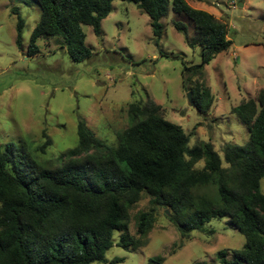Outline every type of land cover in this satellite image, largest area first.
<instances>
[{
    "label": "trees",
    "instance_id": "16d2710c",
    "mask_svg": "<svg viewBox=\"0 0 264 264\" xmlns=\"http://www.w3.org/2000/svg\"><path fill=\"white\" fill-rule=\"evenodd\" d=\"M34 1L41 15L27 54L39 53L41 39H55L73 61H83L93 54L83 26L101 36L114 0ZM123 1L149 15L156 38L165 31L162 19L171 10L176 14L173 25L202 57L184 64L183 85L197 110L207 112L214 99L204 69L232 45L227 23L187 0ZM17 24L16 43L23 48L20 16ZM256 94L232 109L249 130L248 143L226 144L223 158L211 141L191 145L190 134L149 97L126 104L128 125L116 143L97 137L80 119L77 145L64 150L56 164L36 160L25 141L0 144V264H115L122 258L106 257L115 232L119 246L138 249L148 242L160 208L169 210L184 236L227 217L246 241L239 249L219 250L220 263L264 264V88ZM144 197L150 206L135 215L134 234L131 211ZM163 261L151 257L148 264Z\"/></svg>",
    "mask_w": 264,
    "mask_h": 264
},
{
    "label": "rangeland",
    "instance_id": "374dc122",
    "mask_svg": "<svg viewBox=\"0 0 264 264\" xmlns=\"http://www.w3.org/2000/svg\"><path fill=\"white\" fill-rule=\"evenodd\" d=\"M187 1L225 21L232 40L228 50L205 66L204 80L214 99L205 113L191 103L182 73L185 63L201 62V51L175 28L172 10L162 19L163 36L156 38L148 14L133 2L114 0L102 20L101 36L83 26L92 56L73 61L55 39H41L39 53L29 56L40 7L34 0H0V144L25 141L36 160L56 164L64 150L77 145L80 119L97 137L116 143L117 133L128 125L126 104L148 97L190 134L191 145L211 141L223 158L226 144H247L249 130L232 109L264 88V0ZM19 16L24 20L23 48L16 43ZM46 141L49 145L41 149ZM260 189L264 192V177ZM149 206L144 197L131 211L132 233L135 215ZM118 240L115 232V244L106 253L109 260L122 258L115 264H148L157 256L164 257L162 264H221L218 251L239 249L246 238L227 217L213 218L184 236L160 208L146 244L127 250Z\"/></svg>",
    "mask_w": 264,
    "mask_h": 264
},
{
    "label": "water",
    "instance_id": "95a60500",
    "mask_svg": "<svg viewBox=\"0 0 264 264\" xmlns=\"http://www.w3.org/2000/svg\"><path fill=\"white\" fill-rule=\"evenodd\" d=\"M239 5L242 6L243 3H240ZM191 95H192V93L190 92V93H189V99H190V101H192V100H191V99H192V98H191V97H192ZM191 103H192V102H191ZM167 213H169V210H168V209H167Z\"/></svg>",
    "mask_w": 264,
    "mask_h": 264
},
{
    "label": "crops",
    "instance_id": "0c3cea01",
    "mask_svg": "<svg viewBox=\"0 0 264 264\" xmlns=\"http://www.w3.org/2000/svg\"><path fill=\"white\" fill-rule=\"evenodd\" d=\"M244 5V4H243ZM212 13V12H211Z\"/></svg>",
    "mask_w": 264,
    "mask_h": 264
}]
</instances>
